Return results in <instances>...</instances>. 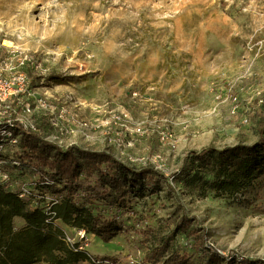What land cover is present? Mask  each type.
I'll use <instances>...</instances> for the list:
<instances>
[{
	"label": "rangeland",
	"instance_id": "rangeland-1",
	"mask_svg": "<svg viewBox=\"0 0 264 264\" xmlns=\"http://www.w3.org/2000/svg\"><path fill=\"white\" fill-rule=\"evenodd\" d=\"M0 45L34 59L29 92L0 106V134L8 121L42 127L59 147L107 150L165 176L137 198L135 232L125 223L108 243L89 233L93 259L151 264L156 241L176 235L188 264L264 261V177L226 199L192 180L210 166L184 164L188 151L259 138L249 119L264 104V0H0ZM0 141V186L47 207L55 196ZM184 215L195 221L182 228Z\"/></svg>",
	"mask_w": 264,
	"mask_h": 264
},
{
	"label": "trees",
	"instance_id": "trees-1",
	"mask_svg": "<svg viewBox=\"0 0 264 264\" xmlns=\"http://www.w3.org/2000/svg\"><path fill=\"white\" fill-rule=\"evenodd\" d=\"M249 120L256 124L259 134L254 144L240 143L223 149L209 146L185 154L184 164L193 160L210 166L205 175L196 171L192 177L202 184L205 193L238 198L264 177V104ZM42 131V127L15 123L17 157L23 169L36 172L38 186L55 197L47 207L34 208L31 199L22 197V192L0 186V264L89 261V254L67 245L66 233L60 224L86 230L106 243L122 232L125 223L128 224L125 232H135L137 198L148 193L150 185V194L155 192L154 183L165 179L154 166H130L107 150L59 147L44 140ZM194 221L184 215L181 227H189ZM175 236L158 239L145 261L157 264L169 251L170 258L161 264H188L189 255L173 245ZM190 236L194 246L203 243L204 233L198 228L191 230ZM238 264H264V261L242 258Z\"/></svg>",
	"mask_w": 264,
	"mask_h": 264
},
{
	"label": "built area",
	"instance_id": "built-area-1",
	"mask_svg": "<svg viewBox=\"0 0 264 264\" xmlns=\"http://www.w3.org/2000/svg\"><path fill=\"white\" fill-rule=\"evenodd\" d=\"M3 47L4 45H0V106L7 108L9 102H13L19 95L29 92L30 78L26 73V69L34 65V59L24 51L7 50ZM14 126V122L8 121L4 125L5 131L0 134L2 136L0 140L4 143L9 141L10 144L16 145L17 139L14 136ZM4 136L8 141L4 140ZM76 235V240L66 235L65 242L70 247L75 248V251L87 253L90 234L86 230L77 229ZM79 264H109V260H95L91 257L89 261L80 262Z\"/></svg>",
	"mask_w": 264,
	"mask_h": 264
},
{
	"label": "bare ground",
	"instance_id": "bare-ground-1",
	"mask_svg": "<svg viewBox=\"0 0 264 264\" xmlns=\"http://www.w3.org/2000/svg\"><path fill=\"white\" fill-rule=\"evenodd\" d=\"M8 42V44H12L11 42H9V41H7Z\"/></svg>",
	"mask_w": 264,
	"mask_h": 264
}]
</instances>
